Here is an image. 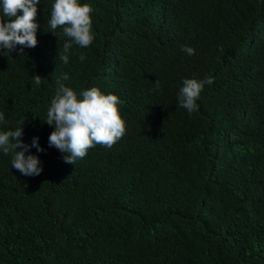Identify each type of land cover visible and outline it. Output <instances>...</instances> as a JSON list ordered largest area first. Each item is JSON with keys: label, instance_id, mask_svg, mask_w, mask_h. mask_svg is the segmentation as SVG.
<instances>
[{"label": "trees", "instance_id": "obj_1", "mask_svg": "<svg viewBox=\"0 0 264 264\" xmlns=\"http://www.w3.org/2000/svg\"><path fill=\"white\" fill-rule=\"evenodd\" d=\"M53 3L36 47L0 54V131L26 119L45 149L34 177L0 152V264H264V0H78L95 36L68 64ZM208 76L180 108L183 80ZM58 80L117 95L126 134L65 163L43 123Z\"/></svg>", "mask_w": 264, "mask_h": 264}, {"label": "clouds", "instance_id": "obj_2", "mask_svg": "<svg viewBox=\"0 0 264 264\" xmlns=\"http://www.w3.org/2000/svg\"><path fill=\"white\" fill-rule=\"evenodd\" d=\"M40 3L41 0H0V54L8 57L17 51V46H20L19 52L23 53L25 48L38 45L37 31L40 25L36 19ZM18 11H22V15H18ZM93 11L89 4L81 5L78 0H54L47 23L56 35L58 26H62V34L67 38L63 53L58 52L64 64L69 63L73 44L87 48L93 43L95 33L90 16ZM182 50L189 56L195 54V50L187 45ZM79 59L83 61L85 56L81 54ZM68 78L67 74L63 77L64 80ZM32 79L37 87L43 80L40 75H34ZM213 81L211 76L204 79L185 78L178 92V106L189 114L197 111V101L205 85H211ZM154 84L159 90L160 81L157 79ZM122 103L117 95L105 94L97 87L76 92L58 80L43 121L54 128L48 137V146L62 153L65 163L74 165L95 145L111 148L126 134V121L121 118L118 108ZM25 121H18L14 129L0 131V152L6 156L13 154L11 166L21 175L39 176L43 171L42 162L38 155L31 154L29 150L36 148L37 152H44L45 149L40 146L39 137H33L31 144L23 141ZM4 123L5 115L0 112V124Z\"/></svg>", "mask_w": 264, "mask_h": 264}]
</instances>
